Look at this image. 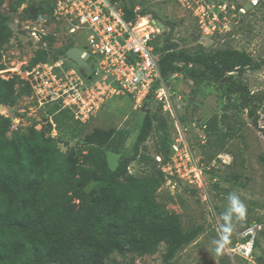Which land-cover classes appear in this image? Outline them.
<instances>
[{"label":"rangeland","instance_id":"obj_1","mask_svg":"<svg viewBox=\"0 0 264 264\" xmlns=\"http://www.w3.org/2000/svg\"><path fill=\"white\" fill-rule=\"evenodd\" d=\"M117 2L160 25L153 50L157 64L167 48L188 56L224 49L246 54L256 67L234 72L232 78L247 89L255 115L238 108L235 93L233 105L225 110L222 93L226 78L195 83L193 70L181 62H175L176 67L161 76L174 117L163 112L151 95L140 105L115 98L84 123L74 116L70 120L62 113H50L55 101L43 102L36 96L25 72L31 60L43 53L44 62L59 65L54 68L58 74L61 69L82 74L66 58L69 49L84 47L82 37L70 36L64 23L52 20L48 8L53 0H2L0 12L9 19L11 34L0 47V78L23 80L30 94L16 97L13 105H0V116L8 118L9 127L13 125V132L21 137H27L30 130L44 131L46 148H54L57 141L68 145L59 143L61 151L74 148L79 167L88 166L79 149L106 145L118 152H105L110 169L126 159L127 173L135 178L160 173L163 181L154 193L156 202L164 210L175 212L184 230H197L171 264H264V0L255 8L247 0ZM146 120L150 122L147 135L138 141ZM6 136L10 138L11 132ZM98 186L91 181L85 194ZM233 191L241 195L247 214L242 221L233 220L230 243L217 255L213 241L219 238L227 195ZM72 203L76 209L77 202ZM249 231L253 234L252 251L244 259L236 248L248 241L244 236ZM164 250L165 245L160 244L152 255H133V262L131 254H112L110 259L116 264H164Z\"/></svg>","mask_w":264,"mask_h":264},{"label":"trees","instance_id":"obj_2","mask_svg":"<svg viewBox=\"0 0 264 264\" xmlns=\"http://www.w3.org/2000/svg\"><path fill=\"white\" fill-rule=\"evenodd\" d=\"M52 8H48L50 14ZM122 9L127 20L135 18L132 9ZM8 21L0 12V47L11 34ZM166 51L158 64L161 76L181 62L186 69L191 67L195 83L226 78L223 108L233 105L235 93L238 108L255 115L247 89L232 78L234 72L256 67L246 54L229 49L191 56ZM44 61V54H37L30 66ZM29 94L23 80L0 78V105H13L16 97ZM57 107L55 103L49 112L73 119L71 111ZM9 125V119L0 116V264H116L112 254H131L133 262V255H152L160 244L165 245L163 263L171 264L176 252L196 236L197 230H184L179 216L156 202L154 193L163 181L160 173L135 178L127 173L126 159L110 169L105 152H118L106 145L79 149L88 165L79 167L74 148L61 151L59 143L68 145L58 141L54 148L44 147L48 139L44 131L30 130L27 137L12 132L8 138ZM149 125L146 120L138 141L146 137ZM91 181L99 186L85 194Z\"/></svg>","mask_w":264,"mask_h":264},{"label":"built area","instance_id":"obj_3","mask_svg":"<svg viewBox=\"0 0 264 264\" xmlns=\"http://www.w3.org/2000/svg\"><path fill=\"white\" fill-rule=\"evenodd\" d=\"M260 1L247 3L255 8ZM52 7V20L64 23L70 36L82 37L81 49L93 61L88 77L74 69H61L58 74L54 70L58 64L39 62L28 66L25 80L36 96L43 102L55 101L82 123L115 98H127L140 105L149 95L154 96L163 112L174 117L153 51L161 33L157 22L139 16L135 10V18L127 20L122 6L113 0H55ZM31 35L36 38L35 33ZM14 129L11 125L8 132ZM244 237L248 241L239 244L236 251L247 259L252 251V231Z\"/></svg>","mask_w":264,"mask_h":264},{"label":"clouds","instance_id":"obj_4","mask_svg":"<svg viewBox=\"0 0 264 264\" xmlns=\"http://www.w3.org/2000/svg\"><path fill=\"white\" fill-rule=\"evenodd\" d=\"M227 203L228 206L221 217L223 224L221 225L219 238L213 241L214 252L217 255L222 254L230 243L233 220L242 221L247 214L246 204L238 192L233 191L228 193Z\"/></svg>","mask_w":264,"mask_h":264},{"label":"water","instance_id":"obj_5","mask_svg":"<svg viewBox=\"0 0 264 264\" xmlns=\"http://www.w3.org/2000/svg\"><path fill=\"white\" fill-rule=\"evenodd\" d=\"M66 58L73 62L82 72L84 77H88L91 72L92 57L81 48H72L66 52Z\"/></svg>","mask_w":264,"mask_h":264},{"label":"bare ground","instance_id":"obj_6","mask_svg":"<svg viewBox=\"0 0 264 264\" xmlns=\"http://www.w3.org/2000/svg\"><path fill=\"white\" fill-rule=\"evenodd\" d=\"M142 22L144 23V22H145V20H142Z\"/></svg>","mask_w":264,"mask_h":264}]
</instances>
